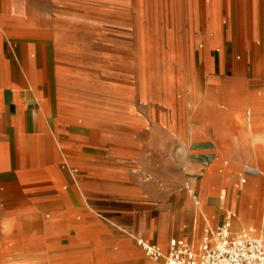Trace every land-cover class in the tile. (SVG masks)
Returning a JSON list of instances; mask_svg holds the SVG:
<instances>
[{
  "label": "crops",
  "instance_id": "obj_1",
  "mask_svg": "<svg viewBox=\"0 0 264 264\" xmlns=\"http://www.w3.org/2000/svg\"><path fill=\"white\" fill-rule=\"evenodd\" d=\"M85 1L0 0V227H47L55 235L45 246L61 247L51 264H86L84 257L87 264H150L137 254L138 247L150 259L135 236L152 233L153 214L158 246L175 228L166 225L174 209L195 227L202 209L210 214L217 206L210 183L201 208L199 186L194 203L184 194L169 203L167 189L185 177L188 152L221 157L233 147L223 133L232 90L255 110L251 134L264 136V0L240 9L246 39L257 44L243 52L255 62L239 78L219 58L204 63L201 92L191 85L175 102L162 97L154 111L137 110L130 50L121 58L118 42L107 51L88 46V33L106 26L88 19ZM216 14L225 57L226 9ZM115 15L109 27L118 35Z\"/></svg>",
  "mask_w": 264,
  "mask_h": 264
},
{
  "label": "rangeland",
  "instance_id": "obj_2",
  "mask_svg": "<svg viewBox=\"0 0 264 264\" xmlns=\"http://www.w3.org/2000/svg\"><path fill=\"white\" fill-rule=\"evenodd\" d=\"M213 1L216 2L219 11L223 12L226 9L227 12L226 17L222 14L221 25L223 30L225 26L228 27L229 41L226 43V56L223 57L221 63L231 64L234 69L233 75L239 78L244 73L245 65L249 62L254 63L257 58V56H247L243 52L246 47L253 52L257 48L255 41L246 39L248 19L246 20V16H242L240 11L243 4H248V0L85 1L88 19L97 22L103 19L106 26L96 33L95 31L88 33V46L107 51L111 49L113 41L118 42V45L114 47L119 48L121 58H123V52L130 50V59L134 65L135 94L137 101L141 99L137 110L143 111L145 107H151L154 111L155 108L158 109L161 106L160 99L167 97L169 92H172L176 99L177 96L185 94H182V91H188V87L191 89V85H194L196 92L202 91L201 70L205 63L203 58L205 52L203 53L199 47L202 40L195 34L197 32L196 23L199 21L201 31L206 32L210 22L209 11L215 4ZM113 13L118 14L120 30L118 35L113 34L109 27L111 18L115 15ZM188 45H191V52H186ZM209 54V63H217L218 56L214 48L210 49ZM186 65H190L189 69L193 71H187ZM260 65L264 66V57L260 60ZM175 99L170 102H175ZM217 152L210 150L187 153L190 167L185 171V177L182 180L168 187L169 203L183 194L191 198L194 203L193 195L183 188L185 180H188V183L191 182L194 196H196L199 185L195 182L200 180L204 172L211 170L216 172L217 170L216 167L219 164L214 162L219 158V152ZM198 154L204 156L208 162L199 163L195 159ZM243 172L246 174L245 182L240 184L239 174ZM224 174L228 176V179L223 183L210 181L208 189L217 204L210 218L201 214L200 224L192 227L190 219L179 213L178 209H174L166 222V225L174 223L175 227L167 235L166 246L172 237H181L191 247L195 242L196 248L201 243L206 229L216 228L224 219L227 211L236 213L232 224L234 232H240L254 225L264 237V204L255 207L253 200H244L240 194L242 185L248 182L250 176H256L257 172L244 166L239 169L229 168ZM221 196L223 198H220ZM157 221L158 214L155 213L151 220L152 233L136 235L135 243L142 237L156 244L154 226ZM40 233L46 235L44 240L33 241ZM49 233L47 227H0V264H51L49 257L58 254L61 247L45 246L55 235V233ZM64 235L65 233H59L57 240L65 239ZM37 244L44 245L38 247ZM137 254L150 264H164V259L159 261L147 259L138 247Z\"/></svg>",
  "mask_w": 264,
  "mask_h": 264
},
{
  "label": "bare ground",
  "instance_id": "obj_3",
  "mask_svg": "<svg viewBox=\"0 0 264 264\" xmlns=\"http://www.w3.org/2000/svg\"><path fill=\"white\" fill-rule=\"evenodd\" d=\"M213 2L215 3L212 6L213 18L208 23L209 27L206 32L201 31V23L199 21L196 23L197 32L195 34L202 40L199 47L202 52H205H203V58L206 64L210 62L209 53L212 48H214L220 60L224 57V45L221 42L218 32L220 23L219 17L216 14L217 5L215 1ZM186 52H191V45L187 46ZM189 67L190 65H186V69H189ZM228 97H230L231 107L224 114L226 127L223 133L231 135V138H233V147L231 144H227L224 152H221L222 156L217 158V161H214L217 162L215 164H219L216 167V172L213 170L206 171L198 181L199 194L197 195L196 205L199 208L202 207L204 202L207 183H210V181L216 182L214 179L217 178L219 182H223L228 179V176L224 173L228 172L229 168L239 169L244 166L255 170L257 175L250 176L248 182L240 188V194L244 200H253L255 207L259 204H264V136L251 134L252 128L255 126V110L254 108L245 109L244 106H241V94L238 89L232 90ZM166 98L168 101H171L175 99V95L169 92ZM204 107L212 109L210 104H204ZM211 188L213 189L214 187L211 186ZM200 212V215L204 214L207 218H210L212 214H208L204 209ZM192 246L195 248L196 243L193 242ZM157 247L162 254L167 252L168 246L165 244H158ZM82 262L87 264L90 262V258L84 257Z\"/></svg>",
  "mask_w": 264,
  "mask_h": 264
},
{
  "label": "built area",
  "instance_id": "obj_4",
  "mask_svg": "<svg viewBox=\"0 0 264 264\" xmlns=\"http://www.w3.org/2000/svg\"><path fill=\"white\" fill-rule=\"evenodd\" d=\"M199 163H206L205 157L197 155ZM245 173L239 174L240 184L245 182ZM183 188L194 196L190 183ZM235 212L227 211L224 219L214 229H206L201 243L191 247L184 238L172 237L167 252L162 254L156 244L143 238L136 243L144 254L153 260L164 259V264H264V237L255 226H248L240 232L232 230Z\"/></svg>",
  "mask_w": 264,
  "mask_h": 264
}]
</instances>
